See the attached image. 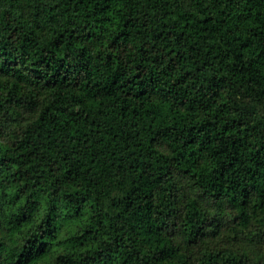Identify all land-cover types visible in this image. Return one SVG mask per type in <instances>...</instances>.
Masks as SVG:
<instances>
[{"label":"trees","instance_id":"trees-1","mask_svg":"<svg viewBox=\"0 0 264 264\" xmlns=\"http://www.w3.org/2000/svg\"><path fill=\"white\" fill-rule=\"evenodd\" d=\"M0 264H264V0H0Z\"/></svg>","mask_w":264,"mask_h":264}]
</instances>
